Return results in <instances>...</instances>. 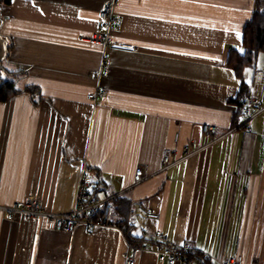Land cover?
I'll use <instances>...</instances> for the list:
<instances>
[{
	"label": "crops",
	"instance_id": "obj_1",
	"mask_svg": "<svg viewBox=\"0 0 264 264\" xmlns=\"http://www.w3.org/2000/svg\"><path fill=\"white\" fill-rule=\"evenodd\" d=\"M106 1L0 6V80L18 91L0 102V207L31 196L46 212L69 213L84 177L101 183L99 200L129 201L134 240L158 230L208 264L236 256L264 264V74L244 72L263 111L236 128L240 81L227 67L230 51L242 52L254 0H119L111 39L131 50L91 42L104 31ZM100 89L103 97L87 99ZM203 125L216 127L214 143ZM187 147L197 152L184 158ZM165 150L176 163L163 171ZM138 166L149 178L133 185ZM139 205L159 218L146 220ZM101 210L121 223L112 199ZM148 243L135 264H159ZM128 256L118 228L67 233L0 210V264H126Z\"/></svg>",
	"mask_w": 264,
	"mask_h": 264
},
{
	"label": "built area",
	"instance_id": "obj_2",
	"mask_svg": "<svg viewBox=\"0 0 264 264\" xmlns=\"http://www.w3.org/2000/svg\"><path fill=\"white\" fill-rule=\"evenodd\" d=\"M119 0H107L100 11L98 12V21L104 28L103 32L94 34L91 37V42L102 45L103 47H118L121 49L131 50L133 47L128 44H115L112 42L111 35L114 31L119 20L114 16V7ZM103 58V64L95 78L97 80L105 77L106 69L103 66L105 61ZM105 90L100 89L97 92L87 95V99L94 101L98 97L105 95ZM252 110V112H251ZM263 111L261 106V98L254 96L252 89L249 96L245 100V103L241 109L243 117V123L237 125L236 128L241 125L247 124L254 116ZM216 127L212 125H203L201 127L202 134L209 139V144L215 142L214 134L216 133ZM177 141V135L174 139ZM196 150H190L188 147L185 149L184 158H188L195 154ZM172 152L165 150L162 155V170H166L170 166H173L176 161L171 159ZM149 178L144 166H138L133 176V185H139ZM90 187V184L83 177L80 183V188L77 197V205L75 209L69 213L53 214L44 211L38 201L29 196L22 202H16L8 207H0V210L6 212L7 219L11 220L15 214H20L26 221L35 218H44L53 224L56 230L62 232H70L75 225H83L89 229L97 227L118 228L120 223L109 221L105 217L98 215L102 205L105 202L114 199L115 196L109 197L106 201L99 199H86V190ZM136 212L143 216L146 220H157L159 215L152 210L139 205L136 207ZM151 239L155 246V254L157 262L159 264H208L205 257H195L191 245L189 243H183L181 245H174L168 242L167 238L158 230L150 232L148 229H144L141 232L140 242L137 245H131L128 243L129 256L126 259V264H135L133 254L144 253L149 250L148 240ZM243 258L236 256L233 259H228L220 264H242Z\"/></svg>",
	"mask_w": 264,
	"mask_h": 264
},
{
	"label": "trees",
	"instance_id": "obj_3",
	"mask_svg": "<svg viewBox=\"0 0 264 264\" xmlns=\"http://www.w3.org/2000/svg\"><path fill=\"white\" fill-rule=\"evenodd\" d=\"M10 1L0 0V6H8ZM262 54L264 55V0H254L251 19L245 24L242 31V52L239 54L232 50L228 56L227 67L232 70L235 77L240 81L239 92L231 102L236 109L233 114V127L238 125V121L242 117L241 109L250 94V87L244 81V72L257 67L259 56ZM30 92L33 93L32 90ZM17 93L13 80H0V102H5ZM245 125H241L238 128H242ZM101 190L102 185L100 182L93 184L86 190V199H98ZM112 205L115 214L121 219L119 229L127 242L131 245H137L140 240H134L130 236L132 226L129 217L133 209L130 207L129 201L117 195L112 199ZM98 215L104 216L105 211L100 210ZM195 257H198V255H195Z\"/></svg>",
	"mask_w": 264,
	"mask_h": 264
},
{
	"label": "rangeland",
	"instance_id": "obj_4",
	"mask_svg": "<svg viewBox=\"0 0 264 264\" xmlns=\"http://www.w3.org/2000/svg\"><path fill=\"white\" fill-rule=\"evenodd\" d=\"M257 67L261 68L260 72L264 74V55H260L258 62H257ZM250 72V71H247Z\"/></svg>",
	"mask_w": 264,
	"mask_h": 264
}]
</instances>
